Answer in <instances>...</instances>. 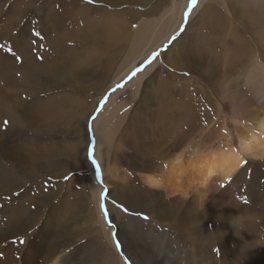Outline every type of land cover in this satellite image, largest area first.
<instances>
[{"label":"rangeland","instance_id":"1","mask_svg":"<svg viewBox=\"0 0 264 264\" xmlns=\"http://www.w3.org/2000/svg\"><path fill=\"white\" fill-rule=\"evenodd\" d=\"M50 1L0 0V46H3V48L0 47V51L4 55L12 56L17 65H20L24 59L23 53L16 44L19 33H27L26 41L29 44L33 41L36 42V40L39 42L46 41L53 34L52 31L54 29L52 26L55 27V25L47 26L45 17L51 13L48 10H59L57 4L54 3L47 6L45 10H40L41 5L43 6ZM181 1H159L162 4L161 9L155 15L147 17V20H156L148 36L149 42L163 38L162 34H160L164 24L163 19L170 14L173 6L177 8L181 5ZM184 1H186L185 11L175 34L162 45L161 41L159 44L161 47H156V49L147 52L144 58L135 61L137 65L124 77L121 78V74L125 72L119 73L118 68L135 51H140L139 47L130 52L131 43L127 44L117 56L115 66L111 70V77L103 79L101 72L96 75L91 74L87 76L85 81L74 83V86H62L60 90H46L41 95L40 98L42 100H47L50 97L55 98L56 104L60 108L59 117L62 119L57 126L55 122V133L51 135L52 137L45 135L40 140L42 145L45 144L43 145L44 147L56 152L55 159L58 161L56 169L58 171L49 173V170H47L46 174H43L36 182L33 183L34 180L31 182L27 181L26 185L17 190V192L14 190L9 194L6 193L0 196V198L3 197L2 199H4L0 201V207L2 208H0V214L2 213L0 219L3 215L2 211H5L4 207L12 206L24 209L26 218L31 220L27 236L20 235L15 239L17 246L25 245V243V246L30 245L31 241H34L40 234L44 236L45 240H48L47 257L48 260L55 259V261L41 259L43 262L41 264H133L127 252L123 249V237L132 236V233L136 231L142 232L140 224L143 223L146 225L144 227L147 228L145 232L148 235L140 233L141 240L145 238V240H151L155 242L154 244H157L156 247H154L155 245L151 246L156 253L154 260H145L144 264H159L160 258L164 261V264H200L193 263L190 255L196 254V252L201 253V250L205 253L211 251V255L215 253L216 259H220L221 252L217 246L213 245L211 247V245L203 248L196 245V243L193 244L192 241L187 244L185 235L176 233L171 226L176 217L175 214H171V211L167 222L163 223L167 226L161 227L162 225L154 223L153 216L149 212L147 214L144 210L139 209L136 210L141 212H135L127 205L136 203L141 198V194L144 198L155 201L151 186L145 181V176L148 173L143 171L142 167L151 162L150 157H153V161L156 159L154 167L159 165L160 167L158 168L164 167L166 161L161 159L162 157L157 159L156 154L165 153V148L163 147L165 146V141H163L162 134L163 131L168 133L170 131L163 126L157 127L160 126L161 120V118H158V114L166 103L178 101L180 97L184 96L187 97L190 103L199 102L207 109L202 117L200 129L198 128L194 134H191L182 145V152L187 153L185 158L187 160L190 159L193 163L190 168H187L183 181L180 183L189 192L186 197L195 199L203 197L204 189H208L209 184L216 183L211 178L207 179V173H209L210 169L207 166V161L214 155V152L224 151L223 154L226 155L227 153L231 154L228 152L229 150L235 151L239 157H236V159L239 160L231 167L226 175V180L221 182L220 191L211 198V201L219 195L222 197L223 202L231 201L237 203L240 215L236 217L232 224H235L236 233L239 235L237 243L239 249L243 244L242 241H244L243 236H247L250 233L248 228L243 229L241 227L242 222L244 224L252 222L250 229L256 232V239L252 233L250 242L257 241L256 244H259L258 246L264 244V230L262 231L259 227L258 233L255 229L257 223L264 226V221L262 220L264 217V146L251 144L247 141L249 135H246L257 133V121L255 119L261 113L260 116L264 115V84L260 86L256 83V87L259 89H254V92L258 91L255 95H249L250 92L248 95L246 94L247 90L243 85L249 74L246 72L251 71L253 66L251 60L244 61L247 63H241L236 68L237 70L230 71V73L226 66L229 63L224 59L221 60L225 57H219L218 62L212 58L210 60L207 59V65L211 66V74L216 71L213 78L209 80L204 79L198 71L185 70L176 72L171 67L172 64L174 65L175 57H179L182 52H188L199 45L200 40L196 32L198 15L201 9L199 5H202V8L203 6H209L213 0H197V5L192 9L188 7L189 0ZM217 1H220L218 4L222 13L235 17L233 14L235 11H232L234 8H230L231 0ZM84 2L88 3L87 0H84ZM31 3L34 4L32 5ZM126 8L125 6L120 9L125 12ZM130 8L134 9L136 7L130 5L127 9ZM138 9L139 12L143 11L140 7ZM151 10L152 7H148V11ZM60 18L57 15L54 20H59ZM143 18L144 20L146 19V17ZM141 20L132 25V30L139 28ZM27 28H29L30 32L27 31ZM36 33H39V35H35ZM249 40L251 46L256 48L255 41L251 38ZM35 42H33L34 46L38 45ZM171 44H174V46H171ZM225 47L230 48V46ZM169 48L168 55H165ZM139 54L143 56L144 53L140 52ZM17 57L20 59L17 60ZM42 59L43 56H37L39 62ZM152 64H155L154 66L156 67L149 73H144ZM255 69L260 70L259 67ZM14 70L15 78L18 79L22 76L23 71L21 68ZM162 81L165 84H162ZM168 84H170V91L173 90L171 97H165L167 94L165 89ZM180 88L182 90L181 95L179 92ZM3 91L10 95V102L14 101L13 97L16 96H21L25 101L31 102L29 106L34 105L36 102V98L32 93H29L19 83L11 87L5 86ZM141 120L145 121L146 125L142 122L140 124ZM128 128L134 130V133L136 132L137 141L133 143L132 149L122 144L120 161H114V157L107 149L109 144L104 143L102 147L101 156L104 159L103 164L108 178V181L106 180V183H104L100 178L102 166L96 156L98 140L95 132L97 131L99 136L102 134L103 138H107L106 132H112L115 134L114 144L119 143L121 145L124 142L120 141V134L128 130ZM141 129L143 132L139 133ZM174 130L177 131L176 128ZM25 135L27 136L28 134ZM25 135L14 136L13 139H22ZM249 143L251 147L248 145ZM77 149L79 152L77 158H73L74 164L71 166L65 165L64 159L72 157ZM147 151L149 154L151 152L152 154L155 153L156 156L148 155ZM2 162L8 168L9 164L6 165L7 162L5 160H2ZM12 169L14 171L18 168L13 167ZM92 175H94L95 182L98 180L97 182L99 183L96 194L91 189L92 179L90 177ZM199 189H201V193ZM162 192L170 195L166 189L162 190ZM220 192L221 194H219ZM101 193H104V199L101 198ZM166 195H164V200L172 199V196L167 197ZM98 200L100 202L99 211L103 217V223L109 231L108 234L103 230L102 223L99 220L98 205L96 204ZM211 201L205 204L197 199L193 204V210L190 212L193 214L191 218H198L199 220L201 218L200 215L205 216L204 211ZM153 204L151 209L153 214L159 211L161 206L165 205L163 201ZM118 205L123 206L128 211H122ZM176 207L179 206L176 205ZM105 211L107 215H105ZM174 215L175 217H173ZM144 217H147V219H144ZM116 221L120 224L122 235L118 234L119 229ZM206 222L210 224L207 226L205 225ZM227 222L221 220L214 226V221L206 220L203 222L202 228L200 227L198 230V234H204L208 238L214 235L216 227H220L222 230L218 229L221 230L220 232L223 235L221 238L225 241V237L228 239V236L224 234L228 230L226 229L228 227ZM150 223L154 226L149 227ZM178 234L182 235L178 236ZM241 235H243L242 238ZM28 236L29 240L26 242ZM257 236L259 237L257 238ZM191 238L194 239V237ZM166 240L169 241L167 242ZM259 241L262 243H258ZM117 242L120 244L119 249L116 247ZM175 244H177L176 247ZM180 246L184 249L181 247L182 250H180ZM231 246L233 248L234 244L232 243ZM169 247H175L174 251L179 252L170 254ZM190 247L193 249L196 247V252L192 250L190 254ZM25 248L27 254H29L31 248ZM23 249L24 247L21 248V252H23ZM185 249L188 250V253L182 255L185 258L184 261L178 260L176 255L181 252L183 254ZM261 251L263 252L260 253ZM261 251L258 252L261 256H259V261L264 260V249ZM230 257H232L231 254ZM235 260H237L236 263L244 264V260L239 257V254L235 257ZM253 260H255V255Z\"/></svg>","mask_w":264,"mask_h":264},{"label":"bare ground","instance_id":"2","mask_svg":"<svg viewBox=\"0 0 264 264\" xmlns=\"http://www.w3.org/2000/svg\"><path fill=\"white\" fill-rule=\"evenodd\" d=\"M159 1L160 0H92V3H85L84 0H51L47 4L41 5L40 10H45L47 6L53 5L54 3L57 4L59 10L54 11L55 9H50L48 12L51 13L45 17L47 26L55 25V27L52 26L54 29V31H52L53 34L51 32L52 35L50 34L51 36L43 42H39L36 38V42H33L38 43V45L34 46L33 42L29 44L26 41V32V34L19 33L16 44L24 55L22 63L20 65L18 64L19 66L13 60L12 56L4 55L2 51H0V196L6 193L9 194L14 190L17 192V190L26 185L27 181L31 182L34 180L33 183L36 182L38 178L46 174L47 170H49V173L51 171L53 173L58 171L56 169V165L58 164V161L55 159L56 152L44 147L43 145L45 144L42 145L40 141L45 135H53L56 131L55 122L57 126L62 119L59 117L60 108L57 106L55 98L50 97L47 100H42L40 98L46 90H60L62 86H74V83L85 81L87 76L91 74H100V72L103 79L111 77V70L115 66L117 56L127 44L131 43L130 52L139 47L140 51H135L128 59L124 60L122 65H120L118 72H125L121 74L122 78L137 65L135 61L144 58L147 52L160 46L159 44L161 41L162 45L175 34L176 29L180 26L181 17L185 11L186 1L184 0L181 1L182 4L177 8L173 6L170 10V14L163 19L164 24L160 32L163 38L156 41H148V36L156 20H147V17L158 13L162 7ZM213 2H216V0H213L209 6H203V8L202 5H199L201 9L198 15V26L196 29L200 40L199 45L195 47L192 46L194 48L190 51L182 52L179 57H175L174 65L172 64L171 67H173L176 72L185 70L191 72L198 71L204 79L209 80L213 78L216 71H213L211 74V66L207 65V59L210 60V58H212L214 61L218 62L219 57H225L221 60L224 59L229 63V65H226L229 72L234 71L241 63H247L244 61L251 60L253 66L251 71L246 72L249 74L243 86L247 90V95L249 92V95H255L258 91L254 92V89H259L256 87V83L260 86L264 84V0H231L230 8H234L232 11H235L233 13L235 17L225 15V13L219 10L220 6L218 2L220 3V1L216 3ZM31 4L33 5L34 3ZM130 5L136 8L127 9ZM125 6L127 8L125 12H122L120 8ZM138 7L142 8L143 11L141 10L139 12ZM148 7H152V10L148 11ZM57 15L61 18L59 20H54V17H57ZM142 17H146V19L144 20ZM139 20H141L139 28L132 30V25L136 24ZM239 23L240 25H238ZM205 28L207 29L204 31ZM27 29V31H29V28ZM32 37L34 38V36ZM249 38L255 41L256 48L251 46ZM171 46H174V44H171ZM225 46H230V48ZM169 51L170 48L165 55H168ZM140 52L144 53L143 56L139 54ZM38 55L43 56L41 62L37 60ZM129 64L131 65L129 66ZM155 64L147 68L144 73H149L153 70V68L156 67L154 66ZM257 67H259L260 70L255 69ZM20 68L23 74L17 79L15 78L14 69L19 70ZM163 81L162 84H165ZM18 83L36 98L34 105L29 106L31 102L25 101L19 95V97L16 96L17 98L13 97L14 101L10 102V95L3 91V87H11L14 84L18 85ZM166 86L165 91H167V94L165 97H171L173 90L170 91V84ZM179 92L181 95V88ZM204 107L205 106L199 102L190 103L185 96L180 97L178 101L168 102L162 107L158 114V118H161L160 126L157 127L163 126L170 131L169 133L163 131L162 134L164 138L163 141H165V146H163L165 148V153L156 154L157 156L155 153L152 154V152L149 154L147 151V153L150 156H156L157 159L158 157H162L161 159L166 162L163 168H158L160 165L154 167L156 159L153 161V157H150L151 162L142 167L143 171L148 173L145 176V181L151 186L149 187L155 195V201L148 200L141 194V198L136 203L126 204L135 212H141L136 209L144 210L145 213L149 212L153 216L154 223L162 225L161 227L167 226L163 223L167 222V218L171 211V214L176 215V217L175 215L173 216L175 220L172 222L171 226L175 229L176 233L185 235L187 244L192 241L193 244L196 243V245L203 248L211 245V247H213L214 245L217 246L221 252L220 259L218 260L214 255L215 253L211 255V251L205 253L203 250L199 253L196 252V247L193 249L191 245L192 247L189 248V253L191 254L192 250L196 252V254L193 253L190 255L193 259V263L240 264L239 262L236 263L237 260H235V257L239 254V257H242V260H244V264H264V260L259 261V254L263 252L261 250L264 249V244L258 246L259 244H256L257 241L253 243L250 242L252 233L253 237L256 239V232L250 229L252 222L247 224L242 222L241 227L243 229L248 228L250 233L247 236L241 235L244 241H242L243 244L240 249L237 247L239 235L236 233L237 229L235 230V224H232L236 220V217L240 215L237 203L231 201L223 202L222 197L219 195L211 201V198L220 191L221 182L226 180V175L231 167L239 160L236 159L238 156L235 151L229 150L228 152L231 154L227 153L226 155L223 154L224 151H217L208 159V165H206L210 169L209 173H207V179L211 178L216 183L220 184H212L210 182L211 184H209L208 189H204L203 191L204 196L197 198L205 204L211 201L210 205H208L204 211L205 216L200 215L202 219L200 218L199 220L197 217V219L191 218L193 214L190 212L193 210V204L197 199L193 197L187 198L186 196L189 192L188 190L186 191L180 183L183 181L182 179L186 174L187 168H190L193 163L190 159L187 160L185 158V154L187 153L182 152V145L191 134L195 133L199 126L201 127L202 117L205 111H207ZM260 115L255 119L257 121V133L246 135H249L247 141L251 144L264 146V115ZM4 121H8L7 126L4 125ZM141 122L144 123L145 121L143 122L141 120L140 124ZM175 128L177 131L174 130ZM141 132H143L142 129L139 133ZM25 134L28 135L26 136ZM95 134L98 140L96 156L102 166L100 178L106 183L108 178L103 164L104 159L101 156L104 143L109 144L107 149L114 157V161L117 162L120 161L122 144L132 149L133 143L137 141V136L134 130L128 128V130L120 134V141L124 142L120 145L119 143L114 144L115 134L112 132H106L107 138H103L102 134L99 136L97 131ZM19 135L25 136H23L22 139H13L14 136ZM250 143L248 145L251 147ZM244 151H246V149H244ZM78 152L79 150L77 149L74 151L72 157L64 159V164L67 166L73 165V158H77ZM2 160L7 162L6 165L9 164V166H7L8 168L5 167ZM99 163L97 164L99 165ZM13 167L18 169L13 171ZM90 178L92 179L91 189L96 194L99 187L98 180H96V183L94 175ZM202 186L204 185L202 184ZM164 189H166L170 195H166L167 193L162 192ZM200 190L201 189H199V192L201 193L202 191ZM219 194H221V192ZM164 195L167 197L172 196V199L164 200ZM2 198H0V201L4 200ZM158 201H163L166 206H159V211L153 214L151 212L152 206L154 205L153 203ZM99 203L98 200L96 204L98 205L99 220L102 223L103 230L108 234L109 231L105 227L103 217L99 211ZM176 205L179 207H176ZM4 208L5 211H2L3 215L0 219V264H41L43 263L41 259L48 260V240H45L44 236L41 234L38 235L34 241H31L32 243L30 245L28 244L25 246V243V245L17 246V244H15V239H17L18 236H27V231L31 226V220L26 218V211L24 209L12 206H6ZM206 220L214 221V226L219 223V221L221 222V220L228 221V224L226 223L228 227H225L228 229L227 233L223 232L228 236V239L225 237L224 241L221 238L223 235L220 232L222 230L220 227H216L214 235L208 238H206L204 234H198V230ZM262 220L264 221V217ZM207 223L208 222H206L205 225L208 226L210 223ZM151 224L152 223L149 224V227L154 226ZM140 225L142 227V232L135 230L136 232L132 233V236L123 237V249L127 252L133 264H136L137 260V264H144L145 260H154L156 255L151 246L155 245L154 247H156L157 244H154L155 242L151 240H145V238L141 240L140 233H144L145 235H148V233L145 232L147 228L144 226L146 225H144V223ZM117 227L119 229L118 234L122 235L118 222ZM259 227L262 231L264 230V226L257 223L255 229L258 233ZM162 229L161 231H163ZM182 234H178V236ZM191 237H194V239ZM258 237L259 236H257V238ZM26 239V242H28L29 236ZM232 243L234 244L233 248L231 246ZM258 243H260V241ZM176 245L177 244H175V247ZM22 247H24L23 252H21ZM25 247L31 248L29 254H27ZM175 247L168 248L170 254L179 252L174 251ZM181 247L182 246L179 247L180 250H182ZM177 250L179 249L177 248ZM137 252H139V254H137ZM183 252V254L181 252L179 255H176L180 261H184L185 258H183L184 256L182 255H186L188 250L185 249ZM230 254L232 257H230ZM254 255L255 260H253ZM161 257L163 256L161 255ZM48 261L53 262L55 259ZM120 262L123 263L122 260H120ZM159 264H164L161 258Z\"/></svg>","mask_w":264,"mask_h":264},{"label":"snow or ice","instance_id":"3","mask_svg":"<svg viewBox=\"0 0 264 264\" xmlns=\"http://www.w3.org/2000/svg\"><path fill=\"white\" fill-rule=\"evenodd\" d=\"M87 2H88V3H92V0H87ZM196 5H197V0H189V4H188L189 9L194 8ZM186 15H187V13H186ZM35 35H39V33H36ZM0 47H3V46H0ZM19 59H20V58L17 57V60H19ZM149 62H150V61H149ZM7 123H8V121H4V125H5V126H7ZM101 198H102V199L105 198V197H104V193H101ZM118 207H120L121 210L124 211V212H127V211H128L126 208H123V206L118 205ZM102 208H103V205H102ZM105 215H107V212H106V211H105ZM144 219H147V217H144ZM21 243H23V241H21ZM116 247H117V249L120 248V244H119V242L116 243Z\"/></svg>","mask_w":264,"mask_h":264}]
</instances>
